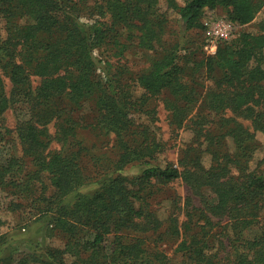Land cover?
<instances>
[{"label": "trees", "instance_id": "16d2710c", "mask_svg": "<svg viewBox=\"0 0 264 264\" xmlns=\"http://www.w3.org/2000/svg\"><path fill=\"white\" fill-rule=\"evenodd\" d=\"M80 1L0 0V17L8 30L7 38H0V116L11 104L3 72L19 88L22 99L27 97L39 105L27 133L24 129L20 134L22 140L38 143L42 134L38 125L55 121L60 124L58 135L63 141V148L46 154L31 146L39 166L31 173L18 159L4 162L0 158V185L10 184L24 193L37 188L39 182L42 188L37 199L46 201L43 212L50 218L49 226L64 233L67 239L63 248L45 252L31 240L25 243L23 256H15L20 247L5 239L0 241V264L146 263L147 236L142 225L148 215L143 203H148L156 186L182 179L185 174L194 179L193 170L202 161L201 149L210 152L216 161L204 173V184L216 202L209 205L199 232L193 233L188 227L182 232L177 220L170 217L167 229L181 239L177 251L183 257L172 264H222L224 257L215 251V239L209 234L213 216L222 214L228 219L226 228L232 235L224 243L230 253L227 263L264 264V228L254 238L247 235L258 223L264 207V156L255 167L251 164L258 148L257 132L264 135V33L243 32L237 42L218 45L215 59L223 76L215 79L217 89L212 95L210 113L194 118L190 117V105L197 94L193 86L182 80L184 69L178 55L168 53L155 58L149 71L138 74L134 84L133 80L123 82L121 73L111 74L96 55L112 24L136 26L139 43L152 47L160 40L163 24L153 16L159 0H84L93 1L91 6L112 21L110 24L104 19L82 20L81 14L75 13L80 11ZM218 7L228 11L232 22L245 26L255 21L264 1L185 0L173 9L181 16L185 29H189L205 12ZM215 59L205 60L209 77L213 76ZM32 76L41 78L35 87ZM136 85L143 89L138 99L132 90ZM165 91L177 98L169 106L173 123L181 128L191 120V126L203 138L198 142L200 147L190 144L186 160L192 165L190 169L152 162L161 145L152 125L156 113L146 109V105L150 98ZM88 101L98 112L93 125L113 132L118 144L114 165L94 181L87 180L78 163L79 150L65 149L77 134L72 113ZM243 109L252 111L253 130L227 116L230 110ZM136 113L150 117L152 124L137 123ZM5 132L8 129L0 123V135ZM128 133L135 138H126ZM134 166L140 167V174L132 172L131 179L126 171ZM42 173L54 189L50 196L42 194ZM107 236L113 238L109 248L105 244Z\"/></svg>", "mask_w": 264, "mask_h": 264}, {"label": "rangeland", "instance_id": "374dc122", "mask_svg": "<svg viewBox=\"0 0 264 264\" xmlns=\"http://www.w3.org/2000/svg\"><path fill=\"white\" fill-rule=\"evenodd\" d=\"M184 2L185 0L158 1L153 16L157 23L163 21V24L160 26V40L155 41L152 47L139 43L136 26L125 27L121 24H112L105 35L104 45L99 48L96 55L101 60V66L109 68L111 74L121 73L123 82L133 80L131 84H134L138 74L140 75L144 70L149 71L151 62L155 58L163 57L168 53H173L174 56L178 55L177 60L184 69L182 80L193 86L197 94L196 99L190 105L192 109L190 117L195 118L210 113L213 102L212 95L217 89L215 79L223 76V69L215 59L218 45L224 41L237 42L243 32L264 33V7L255 21L245 26L232 22L228 11L223 7H218L205 12L193 28L185 29L184 21L177 10L173 9L177 4L183 5ZM92 3L93 1H80V11L75 13L81 14V19L85 21L104 19L110 24L112 21L103 18L99 10L91 6ZM7 36L6 24L0 17V38L6 39ZM210 57L215 59V70L212 77L211 75L209 77L205 67V60ZM2 75L11 104L0 116V123L8 129V132L0 135V158L4 162L9 158L18 159L31 173L39 169L34 160V150L31 146H35L43 154L63 148V141L58 135L60 124L53 121L47 126L38 125L42 132L38 143H33L29 139L22 140L20 134L24 129L27 133L33 123L31 118L33 114L37 113L39 105L37 106L35 100L28 101L27 97L26 101L22 99L19 95L22 93L13 84L10 77L3 72ZM32 81L35 87L41 82V78L32 76ZM132 90L136 99L141 96L143 91L142 87L138 85L134 86ZM176 99L171 91H165L161 95L150 98L146 109L156 113V121L152 124L150 117L139 113H136L135 121L137 120V123L146 122L154 126L155 136L159 138L161 145V149H157V153H155L156 158L152 160L154 164L163 166L173 164L181 169H190L192 165L186 161L189 159L190 144L199 145L198 142L203 138L199 136L198 132H195L194 126H191V120L181 128L173 123L169 106ZM97 115L98 112L92 101L76 108L72 117L77 121V134L69 146L65 145V149L79 150L78 163L82 165L87 180L91 181L96 180L105 171H109L118 155L115 134L105 132L93 125ZM227 116L233 117L253 130L251 110H230ZM133 137L134 135H129V133L126 136V138ZM255 145L258 148L255 150L256 153L254 152L252 167L259 164L264 156V135L260 132H257ZM201 150L202 161L201 165L193 170L194 179L191 180V177L185 174L182 179L156 186L147 200L148 203H143L148 215L142 225V228L146 229L144 233L147 236L145 241L146 263L144 264H151L150 261H153V264H172L182 260V253L177 251L181 239L171 235L170 228L167 229L171 225L170 217L177 220L182 232L187 227L193 233L199 232V225L205 222L204 214L209 212V205L216 202L209 186L204 184L205 170H209L216 161L210 152ZM132 172H135L136 175L140 174V167H129L126 175L131 179L134 177ZM42 177L45 183V190L42 191V194L50 196L54 189L45 173H42ZM36 186L37 188L31 187V191L21 193L10 184L0 185V215L3 220V225L0 226V241L7 239L9 243L12 242L15 246L20 247L15 250V256L22 255L27 247L25 243L31 240L40 244V248H43L42 252L50 248H63L67 240L64 233L50 228L48 221L50 218L47 216V212H43L46 210V201L37 199L42 185L37 182ZM227 222L228 219L224 214L213 216V224L210 225L209 232L215 239V251L219 252L220 258L224 257L222 264H228L230 254L224 247V243L227 244V239L232 238L231 233H228L229 228H226ZM207 228L209 229V227ZM263 228L264 207L261 210L258 223L253 225L247 235L254 238L262 233ZM107 237L105 244L109 248L113 238ZM1 254L2 249H0V256ZM51 257L52 255H50Z\"/></svg>", "mask_w": 264, "mask_h": 264}]
</instances>
